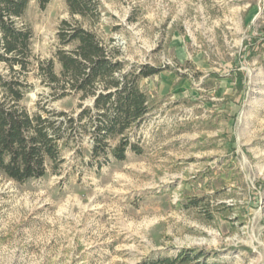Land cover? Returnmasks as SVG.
<instances>
[{"label":"rangeland","instance_id":"1","mask_svg":"<svg viewBox=\"0 0 264 264\" xmlns=\"http://www.w3.org/2000/svg\"><path fill=\"white\" fill-rule=\"evenodd\" d=\"M101 10V34L129 64L165 68L142 80L154 107L137 129L143 151L101 164L86 138L41 178L0 173V264H136L186 248L213 264H264V0H102ZM64 19L81 20L65 0L30 3L37 56L53 55ZM30 79L34 109L46 88Z\"/></svg>","mask_w":264,"mask_h":264},{"label":"trees","instance_id":"2","mask_svg":"<svg viewBox=\"0 0 264 264\" xmlns=\"http://www.w3.org/2000/svg\"><path fill=\"white\" fill-rule=\"evenodd\" d=\"M32 1L0 0V173L20 183L41 178L50 166L57 171L66 150L83 153L86 138L91 158L101 164L141 153L137 129L154 108L142 80L165 68L129 64L122 46L101 34L102 0H65L81 20L64 19L53 55L37 56L33 28L24 20ZM35 1L43 9L51 0ZM31 75L46 88L34 109L25 102L35 88ZM66 98L77 107L52 105ZM136 264L213 263L202 249L186 248Z\"/></svg>","mask_w":264,"mask_h":264},{"label":"crops","instance_id":"3","mask_svg":"<svg viewBox=\"0 0 264 264\" xmlns=\"http://www.w3.org/2000/svg\"><path fill=\"white\" fill-rule=\"evenodd\" d=\"M148 78H149V77H148ZM167 82H168V81H167ZM169 85H170V83H167V84L165 83V85H163V86H164L165 89H167V88H169ZM171 85H172V84H171Z\"/></svg>","mask_w":264,"mask_h":264}]
</instances>
